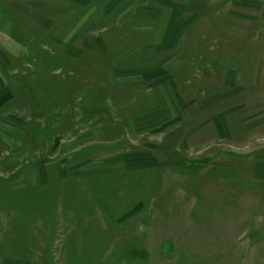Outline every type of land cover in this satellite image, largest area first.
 I'll list each match as a JSON object with an SVG mask.
<instances>
[{
  "label": "rangeland",
  "instance_id": "1",
  "mask_svg": "<svg viewBox=\"0 0 264 264\" xmlns=\"http://www.w3.org/2000/svg\"><path fill=\"white\" fill-rule=\"evenodd\" d=\"M0 264H264V0H0Z\"/></svg>",
  "mask_w": 264,
  "mask_h": 264
}]
</instances>
